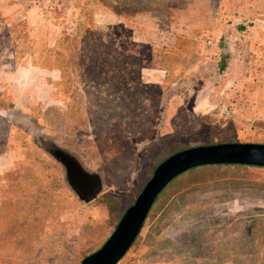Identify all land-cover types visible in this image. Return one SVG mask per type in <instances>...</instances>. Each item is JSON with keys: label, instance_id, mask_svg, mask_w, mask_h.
<instances>
[{"label": "rangeland", "instance_id": "1", "mask_svg": "<svg viewBox=\"0 0 264 264\" xmlns=\"http://www.w3.org/2000/svg\"><path fill=\"white\" fill-rule=\"evenodd\" d=\"M218 7L0 0V264H80L116 227L103 198L126 211L165 154L264 143V42L220 37ZM220 44L234 54L222 71ZM54 150L100 176L95 199ZM116 264H264V168L175 179Z\"/></svg>", "mask_w": 264, "mask_h": 264}, {"label": "water", "instance_id": "2", "mask_svg": "<svg viewBox=\"0 0 264 264\" xmlns=\"http://www.w3.org/2000/svg\"><path fill=\"white\" fill-rule=\"evenodd\" d=\"M53 157L64 167L69 187L88 203L101 193L100 176L87 172L71 155L54 150ZM245 165L264 168V145L222 143L179 151L162 161L153 171L135 202L129 206L112 234L80 264H116L138 236L157 196L177 176L209 165Z\"/></svg>", "mask_w": 264, "mask_h": 264}, {"label": "crops", "instance_id": "3", "mask_svg": "<svg viewBox=\"0 0 264 264\" xmlns=\"http://www.w3.org/2000/svg\"><path fill=\"white\" fill-rule=\"evenodd\" d=\"M216 14L215 29L220 37L228 31L227 28H233L240 38L245 34L252 36V47L258 39L264 42V0H219ZM238 25L242 26V31H238ZM231 52L232 49L229 50L230 56L234 55Z\"/></svg>", "mask_w": 264, "mask_h": 264}, {"label": "trees", "instance_id": "4", "mask_svg": "<svg viewBox=\"0 0 264 264\" xmlns=\"http://www.w3.org/2000/svg\"><path fill=\"white\" fill-rule=\"evenodd\" d=\"M241 27L242 26H240V25H238V27H237V29H238V31H242V29H241ZM240 28V29H239ZM131 42H132V40H130ZM130 47H133V48H135L134 47V44L133 43H130ZM219 49H221V58H220V61H219V70H223L224 68H225V66H226V60H228L229 59V51H228V49H226L225 47H224V45H222V44H220L219 45ZM223 142H221V143H232L231 141H228L229 139L227 138V137H224L223 138ZM213 145V141H211V142H209V144L208 145ZM216 144H220L219 142H217ZM256 144H264V143H256ZM186 149H189L188 147H184V148H180V149H177V150H174V151H172V152H170V153H168V154H165L158 162H157V165H156V167L162 162V161H164L166 158H168L169 156H171V155H173V154H175V153H177V152H179V151H182V150H186ZM244 167L245 165H228V164H225V165H209V166H201V167H197V168H206V167ZM155 167V168H156ZM247 167H256V166H247ZM154 168V169H155ZM197 168H194V169H191V170H195V169H197ZM258 168H261V167H258ZM191 170H189V171H191ZM154 171V170H153ZM189 171H187V172H189ZM187 172H185V173H187ZM185 173H183V174H185ZM183 174H181V175H179V176H177L175 179H177V178H179L180 176H182ZM175 179H173L167 186H169ZM166 186V187H167ZM164 191V190H163ZM162 191V192H163ZM161 192V193H162ZM160 193V194H161ZM160 194L157 196V198L155 199V201H154V203H153V205H152V207H151V209L154 207V205H155V203L157 202V200H158V197L160 196ZM104 199V201H103V203H105V205L108 207V213H109V217L110 218H114V217H116V221H115V226L118 224V222L120 221V219H121V217H122V215L124 214V212L123 213H118V207H117V202L114 200V199H112V198H110V197H108V196H105V198H103ZM150 209V210H151ZM143 227V226H142ZM99 249V248H98ZM97 249V250H98ZM97 250H95V251H97ZM95 251H93V252H90L89 254H87V255H83L82 256V258H85V257H87L88 255H90V254H92V253H94Z\"/></svg>", "mask_w": 264, "mask_h": 264}, {"label": "built area", "instance_id": "5", "mask_svg": "<svg viewBox=\"0 0 264 264\" xmlns=\"http://www.w3.org/2000/svg\"><path fill=\"white\" fill-rule=\"evenodd\" d=\"M27 2L33 6L43 7L47 3V0H27Z\"/></svg>", "mask_w": 264, "mask_h": 264}]
</instances>
